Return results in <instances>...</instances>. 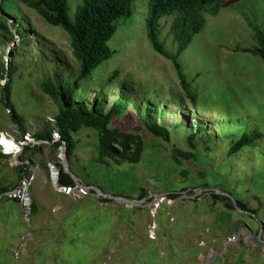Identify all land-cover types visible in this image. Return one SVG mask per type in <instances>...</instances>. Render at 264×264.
<instances>
[{"label":"rangeland","instance_id":"obj_1","mask_svg":"<svg viewBox=\"0 0 264 264\" xmlns=\"http://www.w3.org/2000/svg\"><path fill=\"white\" fill-rule=\"evenodd\" d=\"M67 2V17L74 23L82 0ZM217 5L206 8L204 27L182 51L169 34L171 18L159 21V42L177 56L195 90V110L172 62L148 40L149 0L134 2L132 16L118 22L107 42L112 57L81 85L87 92L106 88L104 113L127 97L133 109L114 126L141 136L142 159L121 167L97 164V134L84 128L73 136L70 169L78 181L69 189L56 183L62 149L53 146L59 141L57 133H52L53 142L36 135L53 127L58 112L41 91L42 82L54 71L68 78L79 72V64L61 28L48 25L20 0L4 1L7 16L2 18L9 24L17 20L20 36L8 26L13 35L3 42L0 32V67L4 72L11 68L9 78H0V155L12 153L0 158V183H15L21 164L27 177L6 195L16 198V204L0 199V264H264V64L245 53L257 33L264 35V0H223ZM59 61L67 67L64 74L51 64ZM123 83L132 89H125L127 96L121 91ZM6 85L21 127L2 104ZM87 97L85 103L91 104L93 95ZM146 100L165 111L151 122L170 130L169 143L137 130L143 127L140 117L147 114ZM253 122L263 135L256 145L259 154L244 151L232 161L229 136L245 124L252 128ZM192 127L204 130L196 140V159L177 164L173 149L189 151L186 138ZM205 139L210 142L205 144ZM24 147L30 150L22 154ZM217 186L233 205L240 201L257 211L256 216L214 205L210 194L218 192ZM182 187L188 190L182 192ZM96 188L104 194L98 195ZM173 193L179 197L168 200Z\"/></svg>","mask_w":264,"mask_h":264},{"label":"trees","instance_id":"obj_2","mask_svg":"<svg viewBox=\"0 0 264 264\" xmlns=\"http://www.w3.org/2000/svg\"><path fill=\"white\" fill-rule=\"evenodd\" d=\"M4 1L0 0V32L2 33L3 42H7L8 40L11 41L13 35L8 31V26L15 30L16 33L14 32V34L20 35L16 31L18 26L17 20H15V23L11 22L9 24L2 18V16H7L4 15L2 9ZM135 1L82 0V5L76 11L75 22L72 23L67 17V0H20V5L34 10L48 25L61 28L69 36L72 56L79 64V72L71 74L68 78L62 77L58 71H54L52 77H47L42 82L41 91L51 99L58 112L53 120V127H49L44 133L36 135V138L40 141L53 142L52 133L54 131L57 133L59 141L53 144V146L60 147L64 144L69 169L71 158L75 152L73 136L84 128L91 129L97 134V151L95 156L97 164L104 167H111L112 165L121 167L122 165H137L142 159L144 144L141 136L139 134L125 133L120 128L114 126V123L120 117L133 109L127 97L117 99L111 105L108 112L104 113L108 97L106 88L90 89L87 92L85 89H82L81 85L97 67L112 57L113 53L107 47V42L116 32L118 22L123 19H129L132 16V6ZM214 3H218L217 7H219L223 3V0H149L148 18L146 19L148 40L157 54L172 62L181 90L191 101L190 103L195 110L197 95L188 82L177 56L167 52L159 42V35L161 33L159 21L163 18H171L169 34L178 43L179 50L182 51L201 32L205 24L204 13L206 12V8L211 7ZM245 53L260 58L264 64V35L262 33H257L254 36L253 46L245 51ZM51 64L62 68L63 74L67 70L65 64L61 65L63 64L62 61L58 63L52 62ZM10 70L11 68L8 67L7 71L4 72L2 67H0V78L3 79L4 74H6L5 78H9ZM71 77L74 78L73 82H71ZM6 84L8 85L7 82ZM7 85L4 87L5 97L1 101L4 106L9 108V111L14 115L13 117L18 119L17 124L21 127V117L17 115L15 107L8 100L9 88ZM126 88L132 90L126 83L121 84V91H123L122 94L125 96H127L125 92ZM91 94L93 95L91 104L85 103V98L88 95L92 96ZM158 104L151 103L149 100L145 101L147 114L140 117L143 127H138L137 130H145L153 137L169 143L171 141L170 130L166 127H159L151 122L153 117L157 115L161 117L165 112L156 107ZM196 114L197 112L193 113V115ZM252 124V128H248L245 124V128L240 129L239 132H235L233 137L229 136L227 154L232 158V161H235V156L241 155L244 151L248 152L251 150L256 152V155L259 154L256 145L258 139L260 140L263 135L258 124L256 122ZM201 133H204L202 128L194 130L192 127V131H190L186 138L189 151L177 148L173 149L172 158L175 163L179 164L180 160L186 162L195 161L196 140L198 135L201 136ZM204 141L206 142L205 144L210 142L209 139H205ZM209 149V146H207L205 150ZM28 150H30L28 147H24L22 154ZM9 156L0 155V158H8ZM259 159L261 158L259 157ZM19 162L22 163L24 160L19 158ZM25 167V164L17 166L18 174L15 183L6 185L0 183L1 203L12 201L16 204L18 202L16 198L6 196L5 194L16 191L17 184L27 177ZM57 167V185L61 188H74L77 183H75L72 176L64 171L61 164H57ZM182 176H187V174L183 173ZM199 176L205 180L203 174L199 173ZM203 186L208 187V184H203ZM216 189L218 193L212 191L210 194L213 204H223L227 210L235 211L236 208L230 199L220 194V192L225 194L227 192L218 186ZM187 190L188 188H181L182 192H186ZM145 196L146 194L142 195L141 198ZM178 197L177 194L173 193L169 194L167 199L176 200ZM105 201L107 200L105 199ZM236 206L239 210L256 216L257 211H251L244 203L236 201ZM35 212V203L32 202L31 213ZM162 228L166 229L167 227L162 226Z\"/></svg>","mask_w":264,"mask_h":264},{"label":"water","instance_id":"obj_3","mask_svg":"<svg viewBox=\"0 0 264 264\" xmlns=\"http://www.w3.org/2000/svg\"><path fill=\"white\" fill-rule=\"evenodd\" d=\"M65 151H66V148H65L64 144H62L60 163H61V165L63 166L64 171H65L66 173H68L69 175H71L72 178L74 179L75 183H77L78 178L75 177V176L72 174V172L70 171V169H69V166H68V163H67V158H66V153H65ZM87 188H89V187H87ZM95 191H96V193H97L98 195H102V193L100 192L99 189L96 188ZM217 193H218V192H217ZM8 194H10V193H7V194H5V195H8ZM220 194L226 196L225 193L220 192ZM1 197H2V196H0V198H1ZM124 203H125L126 205H128V206L135 205V202H133V201H128V200H124ZM234 205H235V208H236L237 211L242 212L241 210H239V209L237 208L236 203H234Z\"/></svg>","mask_w":264,"mask_h":264},{"label":"bare ground","instance_id":"obj_4","mask_svg":"<svg viewBox=\"0 0 264 264\" xmlns=\"http://www.w3.org/2000/svg\"><path fill=\"white\" fill-rule=\"evenodd\" d=\"M2 145H6L7 146V148L6 149H8L9 148V146L7 145V144H4V143H1ZM6 153H8L9 155L11 154L12 155V153H10V151L9 150H7L6 151ZM55 179V174H53V176H52V180H53V183H54V180Z\"/></svg>","mask_w":264,"mask_h":264}]
</instances>
